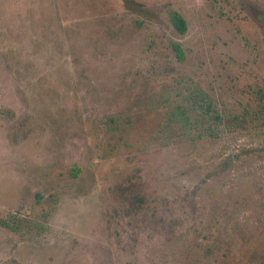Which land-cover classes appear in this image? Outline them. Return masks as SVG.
Returning a JSON list of instances; mask_svg holds the SVG:
<instances>
[{
	"label": "rangeland",
	"instance_id": "obj_1",
	"mask_svg": "<svg viewBox=\"0 0 264 264\" xmlns=\"http://www.w3.org/2000/svg\"><path fill=\"white\" fill-rule=\"evenodd\" d=\"M263 144L264 0H0V264H264Z\"/></svg>",
	"mask_w": 264,
	"mask_h": 264
},
{
	"label": "trees",
	"instance_id": "obj_2",
	"mask_svg": "<svg viewBox=\"0 0 264 264\" xmlns=\"http://www.w3.org/2000/svg\"><path fill=\"white\" fill-rule=\"evenodd\" d=\"M169 20L177 33L183 34L186 31V23L178 13L171 12ZM171 49L179 60L183 58V52L178 44L172 43ZM181 97L182 100L173 103L169 108V118L164 128H169L171 123H178L180 131L193 135V139L218 142L232 132L233 125H238L232 124L227 113L200 89H187ZM21 221V216L8 214L2 226L16 230Z\"/></svg>",
	"mask_w": 264,
	"mask_h": 264
}]
</instances>
